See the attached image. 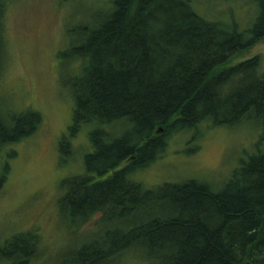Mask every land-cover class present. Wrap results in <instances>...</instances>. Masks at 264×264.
I'll use <instances>...</instances> for the list:
<instances>
[{
	"label": "trees",
	"instance_id": "16d2710c",
	"mask_svg": "<svg viewBox=\"0 0 264 264\" xmlns=\"http://www.w3.org/2000/svg\"><path fill=\"white\" fill-rule=\"evenodd\" d=\"M5 3L0 0V75ZM258 8L241 29L201 17L191 0H113L94 29L85 25L78 44H70L68 53L86 57L78 84L74 75L70 133L86 124L90 151L65 198L71 219H81L72 227L100 213L94 225L103 229L97 240L74 249L70 264H122L127 255L144 264H264V153L257 146L217 191L194 180L154 191L131 178L163 151L168 136L201 123L252 120L264 139L259 57L224 67L264 37V0ZM40 122L36 110L0 108V153ZM69 146L62 137L60 160L71 155ZM8 164H0V189ZM143 209L148 213L140 217ZM36 243L34 233L19 232L0 256L9 264H30Z\"/></svg>",
	"mask_w": 264,
	"mask_h": 264
},
{
	"label": "rangeland",
	"instance_id": "374dc122",
	"mask_svg": "<svg viewBox=\"0 0 264 264\" xmlns=\"http://www.w3.org/2000/svg\"><path fill=\"white\" fill-rule=\"evenodd\" d=\"M112 1L6 0L0 108L36 110L41 122L35 132L4 146L0 153V164L6 160L9 163V172L0 189V255L5 242L15 234L32 232L38 250L30 264H70L74 249L81 242L97 240L103 234V229L94 225L100 213L79 227H72L71 222L81 219L77 216L71 219L72 207L65 198L72 179L84 172L83 158L90 151L87 137L90 128L86 124L70 133L74 84L76 80L78 84L84 73L86 57L80 60L68 51L70 44L77 45L84 36L85 25L94 29L100 16L109 12ZM260 1L191 0V5L207 20L233 23L246 29L257 15ZM255 56L260 59L261 73L264 37L231 58L224 67ZM260 134L261 127L252 120L213 127L201 123L195 130L168 136L163 151L133 171L131 178L154 191L164 183L186 180L217 191L239 160L253 152L254 147L264 153ZM62 137L68 140L72 153L60 160L58 145ZM9 150L15 152L11 158L5 155ZM127 164L128 160L120 165ZM147 213L143 209L138 215L144 217ZM126 257L122 264H144L143 258ZM6 259L0 256V264H9L10 260Z\"/></svg>",
	"mask_w": 264,
	"mask_h": 264
},
{
	"label": "water",
	"instance_id": "95a60500",
	"mask_svg": "<svg viewBox=\"0 0 264 264\" xmlns=\"http://www.w3.org/2000/svg\"><path fill=\"white\" fill-rule=\"evenodd\" d=\"M161 131V128L158 130V132H160Z\"/></svg>",
	"mask_w": 264,
	"mask_h": 264
}]
</instances>
